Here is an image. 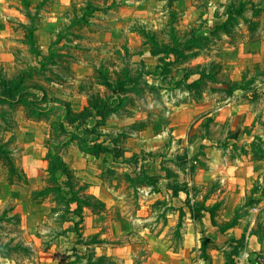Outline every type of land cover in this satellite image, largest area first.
<instances>
[{
	"label": "rangeland",
	"instance_id": "1",
	"mask_svg": "<svg viewBox=\"0 0 264 264\" xmlns=\"http://www.w3.org/2000/svg\"><path fill=\"white\" fill-rule=\"evenodd\" d=\"M261 124L264 0H0V264H148L145 232L217 190L219 221L242 204L264 252V218L243 206L264 201V179L210 177L213 143L228 165L264 152ZM28 156L47 161L38 189L20 181ZM93 196L104 212L80 203Z\"/></svg>",
	"mask_w": 264,
	"mask_h": 264
},
{
	"label": "crops",
	"instance_id": "2",
	"mask_svg": "<svg viewBox=\"0 0 264 264\" xmlns=\"http://www.w3.org/2000/svg\"><path fill=\"white\" fill-rule=\"evenodd\" d=\"M131 36H136V34L132 33ZM257 130H259L260 134H258L260 137L263 138L264 125L261 124L257 127ZM221 149L222 148H220L218 144H212L213 152L212 160L210 161L212 164L219 167V171L215 174H210L211 179L218 176L222 180V183L226 180L232 181L231 183L234 191L240 188H238V186L239 184H242L243 178L260 177L264 179V152L258 153L255 157L249 158L247 161L249 164L246 167H242L240 153L234 157L235 163H232L233 165H228L225 163L224 158L219 154ZM73 157L77 162L86 161L87 163V159H93L94 155H91L87 151L86 153H79L76 156L73 154ZM24 159L25 164L23 165V169L27 177V183H25V185L30 189H38L44 175V169L42 170L40 165L45 167L47 161L35 156L32 158L28 156ZM78 169L79 170H75L77 176L82 174L88 175L86 166ZM11 187L15 189L16 185H12ZM98 189L100 188L98 187ZM168 189L171 190V186H169ZM227 189L230 190V188ZM214 195L216 197L210 199V204L206 205L203 210H198L196 216L192 215V212H190L191 210L189 209L190 206L185 205L186 203L173 204L178 211H174V213L166 216L168 219H165L161 230L156 235H153L152 232H145V235H147L148 238L150 237V239L155 240L157 244V250L155 252L153 251L149 256L148 264H249L252 261L254 253L258 252L261 248V243L258 237L254 234L252 235L254 222H249L247 220L246 222L243 218L241 219V215H239L240 212H238L242 207L241 204L237 208L234 206L231 210L232 212L229 215L231 220H227L228 223H221L216 213L220 205L218 197H220L221 192L217 190ZM172 196L184 201L186 199L182 198L181 194L178 192H175ZM256 202L257 203L254 202L255 204L253 203L252 205L243 204V206L251 209L253 215L257 214L264 218V201L260 203L258 201ZM182 211L187 216L185 223L187 228L183 234L184 239L182 238V246L176 249V247L173 246L174 242L172 238H168L167 234L169 229L178 223L176 219L177 214L175 213H180ZM204 212L209 214V221H207L205 216L203 220L201 219ZM119 213V209L113 207V213L110 216H105L104 219L112 218L119 221ZM195 218H197L198 221ZM123 223L125 224L127 232L134 230V227L131 228L130 222L126 221L125 223V221H123ZM145 230H147V228ZM207 240H210L211 247L210 250L205 253L203 249L204 243Z\"/></svg>",
	"mask_w": 264,
	"mask_h": 264
},
{
	"label": "trees",
	"instance_id": "3",
	"mask_svg": "<svg viewBox=\"0 0 264 264\" xmlns=\"http://www.w3.org/2000/svg\"><path fill=\"white\" fill-rule=\"evenodd\" d=\"M78 21H79V17H77V22ZM186 59H188V57H186ZM124 85H125V83H120V88H123ZM110 109H113V107H111ZM91 111H93V109ZM98 147H100V145H98ZM87 151L90 152V153H94V154L97 153V152H93L91 148H87ZM58 163H60V166H61V169L60 170H62V174L64 176H66V179L68 181L69 180V172L70 171H69V168L67 167V164H66L65 160L59 159V162ZM20 177H21L20 178V181L21 182H23L24 184L27 183V177L25 176V174L22 175V176H20ZM68 186L70 187V185H68ZM78 202H79V200H78ZM80 203L83 206L89 208L95 214L102 213L106 209L105 203L102 200H100L99 198L95 197V196L92 197V201L91 202H89L87 200H84L83 203L81 201H80ZM252 204H253V202L252 203H248V205H252ZM86 263L87 264H100V260L99 259H91V257H89L87 259V262Z\"/></svg>",
	"mask_w": 264,
	"mask_h": 264
},
{
	"label": "built area",
	"instance_id": "4",
	"mask_svg": "<svg viewBox=\"0 0 264 264\" xmlns=\"http://www.w3.org/2000/svg\"><path fill=\"white\" fill-rule=\"evenodd\" d=\"M249 264H264V252H255Z\"/></svg>",
	"mask_w": 264,
	"mask_h": 264
}]
</instances>
